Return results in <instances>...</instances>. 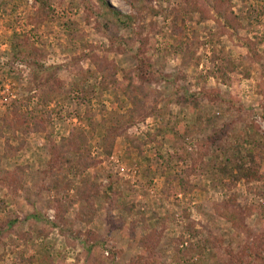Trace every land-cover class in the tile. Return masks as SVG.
I'll use <instances>...</instances> for the list:
<instances>
[{"label":"rangeland","instance_id":"rangeland-1","mask_svg":"<svg viewBox=\"0 0 264 264\" xmlns=\"http://www.w3.org/2000/svg\"><path fill=\"white\" fill-rule=\"evenodd\" d=\"M106 1L115 26L98 0H0V264H247L264 157L260 181L218 170L237 141L264 155V0ZM124 71L148 92L133 117Z\"/></svg>","mask_w":264,"mask_h":264},{"label":"trees","instance_id":"trees-1","mask_svg":"<svg viewBox=\"0 0 264 264\" xmlns=\"http://www.w3.org/2000/svg\"><path fill=\"white\" fill-rule=\"evenodd\" d=\"M103 4L105 9H107L110 14H112L113 17H117L120 12L115 9L114 7L110 6L106 0H98ZM118 17L114 18L112 20H109L107 23L109 24L108 26L112 25L115 26L118 22ZM128 19L131 20L132 17L128 16ZM225 19H227L225 17ZM174 28V27H173ZM177 30H173V33L176 32ZM179 34H181V28L178 30ZM188 51V50H187ZM194 57V48L188 51V54L186 57L183 59V64L187 65L189 61H191ZM32 69V73L36 79H42L44 77L45 73H48L51 68H45L43 66H36V67H30ZM153 71V70H152ZM125 75L124 77L128 80L127 84L124 86L123 84H116V88L119 89L124 96H126L128 102L131 104V109L129 110L130 116L133 117L135 115V111L137 110L138 106L140 105L141 99L143 100L148 96V92L144 86H141L139 83L134 84V77L131 76L130 73H126L124 71ZM45 77H48V75ZM140 96V98L138 97ZM168 100L172 101H178L176 98L173 96L169 95ZM182 102L191 105L194 110H196V121L200 120V112H199V105L196 103V99L194 98V95L192 94L191 96H184L181 100ZM36 129H43L45 125L43 124H34ZM116 130L113 127H110L109 129L104 131L103 137H102V142L101 146L103 148L104 154L110 155L113 149L114 141L116 138ZM47 139L49 140L50 137L49 135L47 136ZM70 144V145H69ZM22 145V142L17 146V147H12V150L16 151L20 149ZM64 146H67L68 149L73 150L76 145L75 142H71L68 140V138H65L61 141L59 147L62 148ZM74 146V147H73ZM9 147V146H8ZM141 143L138 142L136 139H131L130 140V150H138L140 151ZM257 147L242 151L241 148V142L237 141L236 144L230 147V150L232 151L233 159L231 161H228L225 164H222L218 170V176L219 177H225V178H234L235 180H243V181H260L262 180V175L260 172L261 169V163L264 155L262 153H257L255 152ZM77 153L78 151L75 150ZM243 152V153H242ZM70 160H65L64 163H68ZM232 163L231 166H228V163ZM75 164L81 165L83 168H89L91 167L94 162L89 159L87 155H80L78 154V158L75 161ZM16 172L13 174V179L15 180V184H19L20 181H22V172L24 171L23 167H17ZM108 188L110 192L112 191L113 195H118L117 192H115V189L113 188V183L111 182V178H109L108 182ZM264 195V192H259ZM225 218L234 226L240 227L241 228V223L240 219L237 215V213L232 212L230 210L226 211ZM148 240L144 241L142 243V247H148ZM249 256V262L247 264H263L264 263V239L259 238L257 239L256 244L254 245V250H248L247 252ZM145 264H159L156 261V257L153 256L148 258L145 262ZM226 264V263H225Z\"/></svg>","mask_w":264,"mask_h":264}]
</instances>
